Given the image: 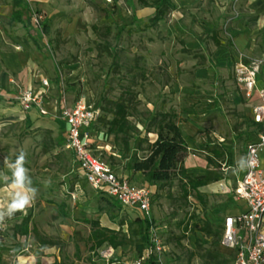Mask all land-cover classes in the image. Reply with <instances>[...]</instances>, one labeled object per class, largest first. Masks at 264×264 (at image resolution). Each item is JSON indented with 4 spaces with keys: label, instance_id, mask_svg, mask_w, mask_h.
<instances>
[{
    "label": "rangeland",
    "instance_id": "374dc122",
    "mask_svg": "<svg viewBox=\"0 0 264 264\" xmlns=\"http://www.w3.org/2000/svg\"><path fill=\"white\" fill-rule=\"evenodd\" d=\"M57 5L61 8L53 6L57 11L51 12L39 7V13L44 17L39 36L31 29L32 37L53 60L50 100L59 102L64 98L71 104L82 99L86 104L99 103L100 96L114 100L122 86L129 85L138 94L139 110L173 108L178 113V126L188 144L185 164L190 173H205L208 147L219 140L230 150L232 165L240 168L245 139L254 130L245 118L250 105L241 96L237 104L216 100L222 95V89L216 84L219 77L214 80L215 85L211 80L206 81L207 86L195 85L193 73H180L179 68L174 72L175 64L190 67L191 57L183 53L178 33L172 32L169 14L160 23L152 25L155 10L141 6L137 0H121L116 8L103 0H58ZM259 50L260 54L264 53L263 46L260 45ZM141 70L146 72L144 78L138 76ZM187 85L192 86L191 94L179 88ZM208 99L216 102H204L207 107L197 106L203 104L201 100ZM46 109L53 113L52 105ZM205 111L208 115L203 116ZM1 121L0 161L5 156L14 160L20 150L27 153L26 167L32 186L37 189L35 201L27 208V213L38 228H58V234H68L69 228L71 235L65 240L58 235L52 238L61 243V253L67 256L66 247H74L75 243L82 246L88 235L90 227L83 220L95 217L106 223L101 209L105 197L81 178L78 163L72 153L64 149L65 128L61 126V120L52 129L40 118L30 125L25 122L3 125ZM188 121L198 125L196 133H186ZM202 133L206 136L207 148L199 146ZM101 138L100 144L111 146L112 138ZM149 139L152 141L153 137L149 136ZM94 154L120 169L114 165L117 162L110 159L111 150H95ZM229 172L226 179L233 186L235 177ZM133 181L137 185L143 183L140 176H133ZM152 190L151 215L165 246V264H192L193 258V264H201L200 255L208 248L209 240L203 241L199 233L185 232L190 217H212L216 220L214 225H220L225 211L235 200L215 186L206 187L200 190L207 201L206 210H203L193 197H188L187 201L181 198L176 182L169 191ZM62 203L66 206V218L57 208ZM123 213L112 222L115 229L121 219H135L126 211ZM107 251L110 252L108 260L103 257ZM119 251L115 254L106 247L95 257L82 248L81 260H76L74 255L70 257L80 264H85L89 257L97 264H129L136 258L131 246Z\"/></svg>",
    "mask_w": 264,
    "mask_h": 264
},
{
    "label": "crops",
    "instance_id": "0c3cea01",
    "mask_svg": "<svg viewBox=\"0 0 264 264\" xmlns=\"http://www.w3.org/2000/svg\"><path fill=\"white\" fill-rule=\"evenodd\" d=\"M17 1L18 0H0V120H2L1 123H3V125L14 124L15 122H25L27 125H30L36 118H40V121H47L48 128L52 129L53 125L59 124L61 120L59 117L55 115L41 117L36 110L24 112L20 104L15 101L14 97L19 88L38 90L41 78H46L50 83V91L45 107L52 105L53 108L55 102L50 100V95L53 90L50 81L53 71V60L49 58V54L41 49L32 37L29 15L31 8L39 12V7H42L46 11L51 12L57 11V8L54 7L61 8V6L57 5L58 0H30V4H26L19 0L21 6H15ZM172 2L174 9L169 13L172 23V32L178 33L180 36L179 42L183 45V53L190 55L188 56L189 58L191 57L190 67H185L184 64H179L178 66L175 64L174 72L179 68L178 72L180 73H193V84L195 85L205 84L207 86L208 84L206 81L211 80V82L214 83V80L219 77L220 81L216 84L222 89V95L216 100H220L226 104H229V102L237 104L240 100L239 96H241L243 100L250 105L249 112L245 118H247L250 125L251 123L253 124L251 126H253L254 130L248 134L245 139L244 153L240 168L237 169V166L232 165L230 150L222 142H213L211 144L219 146L224 150L226 156L222 164L225 163L233 170L240 171L244 162L245 146L247 142L255 139L259 128L252 122L251 118L252 108L257 102L256 96L252 99H246L243 96V93L234 80L233 72L237 64L248 63L253 59L264 57V53L260 54L261 51L259 50L260 45L264 47V0H172ZM15 11L23 12L20 20H17L18 15L15 17ZM258 83L259 86L264 83V65L261 67ZM213 85H215V83ZM179 88L183 89L184 92L188 94L193 92L192 86L190 85L179 86ZM187 99L192 102L189 97ZM216 100H201L203 104L197 106L207 107L208 105L204 104V102L211 103L214 101L216 102ZM206 115H208V111H205L203 114V116ZM188 123V126L185 128L186 133H196L198 130L197 128H199L198 125L190 121H188ZM61 126L65 128L66 132V124L62 120ZM179 129L184 137L182 129ZM149 136L153 137V140L150 142L156 139V136L153 134ZM199 136V146L206 148L208 146L206 136L203 133ZM101 137V134L95 136L94 142L97 146L94 151L101 149L110 151V144H100L99 140L102 139ZM233 137L235 138L234 134ZM207 155L212 157L210 153H207ZM114 170L117 174L129 178L132 183L136 184L133 181V176H139V174H134L130 178L127 173H123L116 169ZM0 172L10 175L3 166L0 168ZM231 172L235 177V184L240 173L238 174L230 170L229 173ZM79 174L81 178H83L81 171ZM226 176L223 174V180L225 179L226 183L230 184ZM214 184L206 187L208 188ZM139 186L149 187L152 192V188H155L144 182ZM10 191L8 187V177L5 176L3 180H0V211L5 213L3 219L0 220V224L4 225V230L0 232V264H56L61 261L80 264L75 259L71 258L75 253V244L74 247H66L67 256L62 255L59 246H47L44 249H40L34 235L30 232L32 229V221L31 224H29V233L27 236H20L15 232L14 226L18 225L21 219L27 217L30 213H27V210L26 213L16 212L12 217L6 214V205L9 202ZM104 196L107 197L106 195ZM231 196L233 197V195ZM107 198L110 199L109 197ZM243 206L242 202L235 201V203L229 205L227 211H225L226 215L224 218L228 215L238 214L243 210ZM29 207H31V205ZM231 210H234V213H231ZM124 211L130 216L141 217L138 211L121 209L120 214H124ZM102 213L107 219L106 223L95 217L88 220H98L101 227L115 229L112 223L115 220H111L103 211ZM97 215H99V213ZM207 219L211 223L216 221L212 217H207ZM222 221L220 224L221 229ZM35 227L40 234L48 238H53L58 235L61 240H65V238L71 235L69 228H67L68 234L62 232L58 234L60 230L57 227V229H53L50 226H46L42 229L38 228L36 225ZM59 227L62 226L60 225ZM89 233L90 229H88V235ZM202 239L204 241L206 238L203 237ZM85 240L86 239H84L82 243L83 247L81 244L76 243L80 251H82V248L83 250H87ZM106 247L108 246H102L97 253H100V250ZM119 250L121 249L114 250V253L120 252ZM219 251L226 257H233V253L229 250L220 247ZM37 252H39L40 255H37ZM194 256L196 257V255ZM193 262L194 258L191 263L193 264Z\"/></svg>",
    "mask_w": 264,
    "mask_h": 264
},
{
    "label": "trees",
    "instance_id": "16d2710c",
    "mask_svg": "<svg viewBox=\"0 0 264 264\" xmlns=\"http://www.w3.org/2000/svg\"><path fill=\"white\" fill-rule=\"evenodd\" d=\"M120 1L114 0L110 6L116 8ZM137 1L141 6L155 10L151 19L152 25L163 21L165 16L174 9L172 0ZM15 6H21L19 0ZM17 15V20H20L23 12L15 11V17ZM145 75L146 72L141 70L138 76L144 78ZM137 97L138 94L128 85L122 86L118 97L114 100L100 96L99 103L92 102L100 111L98 119L91 126L92 134L94 136L101 134L112 138L110 159L112 162H117L114 165L120 166V169H116L112 165L111 167L127 173L130 178L134 174H139L144 183L157 190L166 189L169 191L176 182L183 200L187 201L188 197H193L200 207L206 210V197L200 190L223 180L221 164L226 156L224 150L219 146H207L208 153L212 157H206L207 169L205 173H190L185 167L189 149L178 126V113L173 108H169L167 111L156 108L152 111H141L138 109L141 102ZM251 125L253 124L251 123ZM150 134L156 136L153 142H150ZM103 201L105 205L101 208L102 211L111 220H115L122 208L113 199L105 197ZM57 208L61 212V216L66 218L65 204H59ZM82 222L90 227L85 246L91 256L98 257L97 251L104 245L113 250L131 246L135 257L139 258L143 251L151 245L150 224L141 217H135L129 221L121 219L118 222V229L101 227L98 220H83ZM29 224H31V214L22 218L20 223L14 226L15 232L20 236H27ZM124 227L126 228L124 229ZM187 231L199 233L209 240L208 248L200 255L201 264H232L233 257H226L219 251L222 235L221 225H214L203 216L197 219L192 216L189 225H186L185 232ZM30 232L34 235L40 249L61 244L59 241L40 234L34 223H32ZM36 254L40 255L39 252ZM74 257L76 260H81L80 250L76 243ZM84 263L97 264L92 257L86 259ZM56 264L72 263L61 261ZM146 264H154V257H150Z\"/></svg>",
    "mask_w": 264,
    "mask_h": 264
},
{
    "label": "built area",
    "instance_id": "2783aa9c",
    "mask_svg": "<svg viewBox=\"0 0 264 264\" xmlns=\"http://www.w3.org/2000/svg\"><path fill=\"white\" fill-rule=\"evenodd\" d=\"M30 4V0H20ZM112 4L114 0H103ZM44 17L31 8L29 23L33 30L41 31ZM264 57L240 63L234 67V80L246 99L256 96L252 108V122L259 128L254 140L247 142L242 169L233 170L225 163L221 171L226 176L230 170L240 173L235 184H227L225 179L214 184L225 194L233 195L237 202L243 203V210L236 215H228L222 221L220 247L233 253L232 264H264V83L259 86L258 77ZM50 83L41 78L38 90L19 88L15 94L24 112L36 110L41 117L55 115L66 124L64 149L71 152L79 165L86 183L96 192L103 193L118 202L122 210L138 211L141 218L149 224L151 245L139 258L130 264H146L154 257V264H165V246L151 215L152 191L149 187L139 186L111 167L108 161L94 154L96 144L91 126L96 122L100 111L96 104L78 100L67 103L64 98L53 104L51 114L45 107L49 97ZM222 140H219L221 143ZM4 225L0 224V232ZM108 260L110 252L103 253Z\"/></svg>",
    "mask_w": 264,
    "mask_h": 264
},
{
    "label": "clouds",
    "instance_id": "9594fccd",
    "mask_svg": "<svg viewBox=\"0 0 264 264\" xmlns=\"http://www.w3.org/2000/svg\"><path fill=\"white\" fill-rule=\"evenodd\" d=\"M7 173L0 172V180L8 177V187L10 188L9 202L6 205V214L12 217L16 212L26 213L27 208L35 201L37 189L32 186V178L29 175L27 164V153L20 150L15 159L7 156L0 161ZM4 212L0 211V220L3 219Z\"/></svg>",
    "mask_w": 264,
    "mask_h": 264
}]
</instances>
